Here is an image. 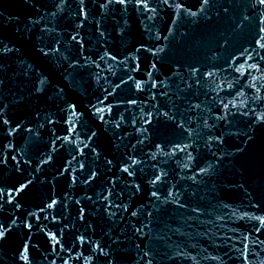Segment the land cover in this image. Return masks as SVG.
<instances>
[{"label": "water", "instance_id": "95a60500", "mask_svg": "<svg viewBox=\"0 0 264 264\" xmlns=\"http://www.w3.org/2000/svg\"><path fill=\"white\" fill-rule=\"evenodd\" d=\"M0 264H264V0H0Z\"/></svg>", "mask_w": 264, "mask_h": 264}]
</instances>
